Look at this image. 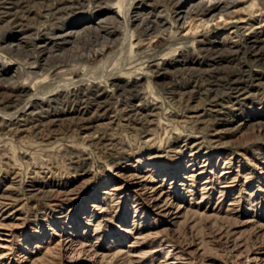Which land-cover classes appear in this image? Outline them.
Listing matches in <instances>:
<instances>
[{
	"label": "rangeland",
	"instance_id": "1",
	"mask_svg": "<svg viewBox=\"0 0 264 264\" xmlns=\"http://www.w3.org/2000/svg\"><path fill=\"white\" fill-rule=\"evenodd\" d=\"M200 1L0 0V264H264V0Z\"/></svg>",
	"mask_w": 264,
	"mask_h": 264
},
{
	"label": "bare ground",
	"instance_id": "2",
	"mask_svg": "<svg viewBox=\"0 0 264 264\" xmlns=\"http://www.w3.org/2000/svg\"><path fill=\"white\" fill-rule=\"evenodd\" d=\"M214 1V0H213ZM201 3L199 4L198 3V5H200V6H203V7H208L207 5H209L208 3H206V1L205 2H203V0H201L200 1ZM210 3V2H209ZM235 1H230L229 2V8H232L234 5H235ZM212 4H214V3H212ZM217 7H219V6H217ZM195 8V7H194ZM223 7L221 6L220 8H219V10L221 11V9H222ZM217 8H215V10H216ZM187 10H189V9H187ZM211 10V9H210ZM214 11V10H213ZM218 11V10H217ZM230 11V10H229ZM228 11V13L227 14H229L230 12ZM224 12V11H223ZM186 13V12H185ZM217 13V12H216ZM220 14V12L217 14V15H219ZM223 14H225V12L223 13ZM186 15V14H185ZM230 16V15H229ZM228 16V17H229ZM179 17H180V15H179ZM216 17V15L215 14H212V15H210V17H208V19L207 20H205V21H207V22H210V21H212L214 18ZM135 18H138L137 16H135ZM183 18V17H182ZM185 18V17H184ZM128 22H130V18H129V16H126V18H125V24L127 25L128 24ZM130 25V24H129ZM127 27V26H126ZM128 28V27H127ZM126 31H127V29H126ZM76 33H78V32H76ZM70 34H73V32H70ZM69 34V35H70ZM75 35V34H74Z\"/></svg>",
	"mask_w": 264,
	"mask_h": 264
}]
</instances>
